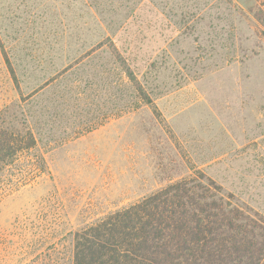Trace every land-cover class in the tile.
<instances>
[{
  "label": "rangeland",
  "instance_id": "obj_1",
  "mask_svg": "<svg viewBox=\"0 0 264 264\" xmlns=\"http://www.w3.org/2000/svg\"><path fill=\"white\" fill-rule=\"evenodd\" d=\"M252 6L0 0V109L22 107L49 171L0 202V264H70V231L196 171L264 214ZM112 49L151 103L131 98Z\"/></svg>",
  "mask_w": 264,
  "mask_h": 264
},
{
  "label": "trees",
  "instance_id": "obj_2",
  "mask_svg": "<svg viewBox=\"0 0 264 264\" xmlns=\"http://www.w3.org/2000/svg\"><path fill=\"white\" fill-rule=\"evenodd\" d=\"M252 1L247 14L264 39V0ZM111 54L131 98L151 103L130 57L123 59L116 49ZM21 108L0 109V202L49 173ZM69 237L70 264H264V214L200 171L70 231Z\"/></svg>",
  "mask_w": 264,
  "mask_h": 264
}]
</instances>
